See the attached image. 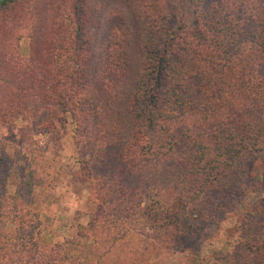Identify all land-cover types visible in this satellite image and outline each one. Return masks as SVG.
I'll use <instances>...</instances> for the list:
<instances>
[{
    "label": "trees",
    "instance_id": "trees-1",
    "mask_svg": "<svg viewBox=\"0 0 264 264\" xmlns=\"http://www.w3.org/2000/svg\"><path fill=\"white\" fill-rule=\"evenodd\" d=\"M19 121L74 128L94 206L41 257V171L0 138V264H121L135 234L137 262L264 264V0H0V127ZM234 202L235 245L204 255Z\"/></svg>",
    "mask_w": 264,
    "mask_h": 264
},
{
    "label": "rangeland",
    "instance_id": "rangeland-1",
    "mask_svg": "<svg viewBox=\"0 0 264 264\" xmlns=\"http://www.w3.org/2000/svg\"><path fill=\"white\" fill-rule=\"evenodd\" d=\"M18 52L24 57L29 55V39L23 38ZM59 126V125H58ZM0 138L3 139L8 151L14 160H26L38 165L43 177V184L35 190L31 212L40 222L36 239L40 248V256L47 255L58 242H70L77 237L80 224L86 225L90 212L94 206L89 192L85 188L87 171L80 168L77 161L78 146L74 140V128L68 123L59 126L55 135L49 136L39 133L27 126L25 122H17L14 128L0 127ZM13 185L10 189L13 190ZM256 194V193H255ZM243 205L234 202L216 218L215 222L207 228H202L206 241L204 255H209L214 249L225 246L230 250L239 236L238 225L242 219ZM218 230L213 235L214 227ZM210 227V228H209ZM211 229V230H210ZM207 235V236H206ZM203 239V240H204ZM130 244L113 249L108 258L121 259V264H193L188 257L173 254L147 255L142 259H135L138 251L142 249L138 235H132ZM193 241L199 247L201 241ZM202 240V241H203ZM69 245V243L67 244Z\"/></svg>",
    "mask_w": 264,
    "mask_h": 264
}]
</instances>
